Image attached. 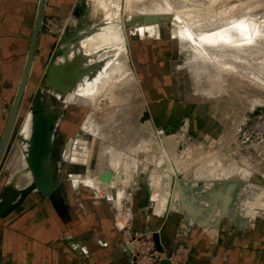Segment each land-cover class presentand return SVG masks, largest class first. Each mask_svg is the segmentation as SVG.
Instances as JSON below:
<instances>
[{"label": "rangeland", "instance_id": "obj_1", "mask_svg": "<svg viewBox=\"0 0 264 264\" xmlns=\"http://www.w3.org/2000/svg\"><path fill=\"white\" fill-rule=\"evenodd\" d=\"M162 1L164 0H158L157 2L164 5ZM168 1L171 2L168 5L169 10L174 13L179 12L182 4L196 6L201 11L200 19H197L198 22L202 21V19L203 22H207L206 20L208 19V25L210 23L209 26L212 28L220 20H230L229 18L232 17V14L233 16H238L239 19H242V17L247 19L251 18L256 24H264V0ZM233 4H236V9ZM230 6H232L233 10ZM234 9L235 11L238 10L235 12ZM230 12L233 13L231 14ZM104 17L105 13L97 1L78 0L72 12L67 17L48 16L44 19L41 32L50 38L48 42L49 52L40 75L30 85H27L13 132L5 149L6 154L4 152V158L2 157L1 159V162L3 160V164L2 170H0V197L4 195L5 200H8L12 204L15 203L12 199L13 196L11 194L5 196V192L17 175L22 177V172L20 171L22 169L24 170L23 166H26L28 163V160L26 161L24 157L26 154V143L22 140L20 133L30 116L31 108L34 106V100L39 93L38 100L43 104L51 102L52 104H58L61 108V111L57 114L59 121L57 125L54 124L52 126L55 129L53 150H56L61 143L66 146L64 150L66 154L62 157H57V165L52 174L53 180L58 181L59 184L47 199H52L54 208L63 211L67 209V206L63 203L65 200H75L76 202L74 203L81 208H85L90 203L106 206L113 215L114 226L124 240L125 251L129 256L130 264L136 263L134 258L129 254V241L132 244L133 242L136 243L137 260L139 262L149 258L155 260L166 258L163 259L161 264H173L172 261L167 259V257H171L177 264L187 263L191 247L187 242V234H184V230L187 233L189 226L201 227L210 239L215 238L223 229L230 231L261 229L264 231L263 216H259L254 222H249L247 218H238L235 216L236 213H231L232 215L224 214L219 216L218 219L210 217L209 219L207 218L208 221H206L205 225L209 224L211 227L214 226L215 232H208L205 225L199 223L195 218L189 217L188 210L183 208L178 210L169 209L165 214L158 212L154 207L152 199V190L154 187L150 184L151 177L149 176V170L145 162L139 172L136 171V174L131 177L132 179L130 178L129 183L126 184L120 181V186L118 185V187L122 189V193L118 196L102 192V190L99 192L92 184L83 181L80 177L78 178L79 175L86 174L88 171L86 164L77 162L74 158L75 153L79 152L84 144L82 136L88 141H91V139L95 140L93 166L95 165V159L99 151L107 142V139L100 133L95 136L93 132L86 133L83 131V125L90 115L93 105H86V102L66 103V94H57L55 92L56 90L46 83L47 71L52 53L59 41H61L60 45L62 41H76L81 29L93 26ZM153 18L151 19L155 23L157 19ZM146 20H144L146 24H151L152 21L150 19L146 18ZM174 21L179 22L177 19ZM175 26V24L166 22L159 28L157 33L148 31L140 32L135 28L126 30L128 56L135 76L131 78L130 74H127V76L123 74V77L117 83L119 90H116V92L113 91V93H116V97H113L114 100L112 98H106V95L100 93L101 100L98 103L99 107L95 111L96 127L101 131L104 130L106 134H109L112 133V128L116 126L115 124L129 121L135 128H140L138 133L141 132V134H145L146 136H152L157 133L162 135H179L195 146H209V141L213 139L223 148L226 154L228 153L227 158L229 156V158L239 162L242 167L248 169V173L244 179L247 181L246 183L250 184L248 190L251 188V184L257 190L264 189V37L259 38L257 42H254L248 48L242 49L241 51L243 53L240 51L236 53L237 55H234L235 53L229 50L223 51L220 47L210 43L207 46L213 49V51L210 50L211 52H209L206 45L200 47L203 45V41H201L203 40L202 35L195 36L196 42L184 40L180 36L174 35L173 30ZM201 37L202 39H200ZM141 39L168 41L173 45L174 58L176 60V64H174L179 69L182 83V100L187 102L194 101L199 105V113L207 122L202 123V126L199 127L200 130L196 129L197 126H195V123L193 126L196 131H204L207 129L205 133H193V128L189 122L172 128L165 124L157 125L153 121L131 57L132 43ZM197 43L199 44L197 45ZM218 48L220 50L219 54L222 53L225 56L223 58L224 56L222 54L219 55L221 60H225L224 67L221 60L219 62L217 61L220 59L215 54L218 53ZM200 50L202 51L200 52ZM226 52L229 53L227 54ZM232 63L235 65L233 66ZM105 64L106 60L101 62V66H105ZM227 66L229 67L226 69ZM235 66H238V69ZM135 77L137 79L136 82ZM130 80L133 81L131 82ZM145 111L149 112L150 117L142 120ZM112 125L115 126L113 127ZM206 125L208 126L206 127ZM95 129L97 130V128ZM129 133L128 138L116 142L119 150H130L135 142L138 143V139L135 140L136 137H133L132 133ZM125 141L126 144L124 145L123 143ZM120 143L124 146L122 144L119 146ZM241 156L247 160L249 159L248 161L251 163L250 167L243 164L244 162L242 163ZM26 168L24 171H27ZM29 175L31 179V172ZM113 175L114 173L112 171L103 172L102 179L108 182ZM34 189L35 191H32V193L45 197L36 190L37 187ZM152 216H159V218ZM162 220L166 223H162ZM209 220L211 223L212 221L217 222L211 225ZM166 224L172 227L174 230L173 233L166 234ZM205 227L206 229H204Z\"/></svg>", "mask_w": 264, "mask_h": 264}, {"label": "bare ground", "instance_id": "obj_2", "mask_svg": "<svg viewBox=\"0 0 264 264\" xmlns=\"http://www.w3.org/2000/svg\"><path fill=\"white\" fill-rule=\"evenodd\" d=\"M95 1L101 5L105 17L93 26L81 29L76 41H62L60 52L53 63L49 65L46 78V83L53 87L57 94H66V103L86 102V105H93L92 111L83 125V131L86 133L93 132L95 136L100 133L107 139L93 166L95 140L88 141L82 136L84 144L82 149L75 153L74 158L77 162L86 164L88 171L86 174L79 175L78 178L80 177L83 181L92 184L99 192L102 190V192L118 196L122 193V189L118 187L120 181L126 184L129 183L131 177L136 174V171L139 172L145 162L151 177L150 184L154 187L152 190L154 207L162 214H165L169 209L178 210L183 208L188 210L189 217L195 218L203 225L208 221L207 218L218 219L219 216L232 215L231 213H236L235 216L238 218H247L249 222H254L259 216L264 217V189L257 190L251 184V188L248 190L250 184L244 180L248 169L242 167L239 162L229 158V156L227 158L228 153L226 154L223 148L213 139L209 141V146H195L179 135L157 133L146 136L141 132L138 133L140 128H135L129 121H127L128 123L119 122L115 124L116 126L112 125L115 127L112 128L113 130L111 129L112 133L108 132L109 134H106L104 130H99L95 125V111L101 100L100 93L106 95V98L113 99V97H116V93H113V91L119 90L117 83L123 77V74L124 76L130 74L131 78L134 77L127 56H124L128 51L127 29L135 28L140 32L157 33L162 25L170 22V24L176 25L173 30L175 36L196 42L195 36L202 35L203 45H199L200 47L207 46L210 43L220 47L223 51L229 50L237 55L236 53L248 48L254 42H257L259 38L264 37V24H256L251 18L242 17V19H239L238 16H233V12H230L232 14L230 20H220L212 28L209 26L210 23L208 25V19L207 22H203V19L198 22L197 19H200L201 11L196 6H186V4H182L183 1L180 3L182 5L178 13L170 12L168 5L171 2L168 0L162 1L164 5L158 3V0ZM235 5L233 4L236 9ZM230 7L232 9V6ZM146 18L150 21H152L151 18L157 20L155 23L152 21L151 24H146L144 21ZM176 19L179 22H175ZM222 35H226L227 40ZM206 48L209 52L213 51L208 46ZM217 51L218 53L215 54L220 58L219 55L222 53L219 54V48ZM222 55L224 56V54ZM104 60H106V64L101 66V62ZM220 60L221 58L217 61ZM221 62L224 67L225 60L223 59ZM232 65L235 64L232 63ZM114 81L116 82L112 83ZM35 108H40L41 111L53 116L55 125L59 121L57 114L61 111L58 104H52L51 102L43 104L41 101H37V104H34L31 108L30 116L27 117L28 120L20 133L22 140L26 143V154L24 156L26 161L32 144ZM101 128L103 129V127ZM129 132L132 133L133 137H136L135 140L138 139V143H133L134 145L130 150H119L116 142L128 138ZM52 140L54 144V135ZM126 140L128 141V139ZM123 144L125 145L126 141ZM123 144L122 146H124ZM65 147L61 143L56 150L46 154L44 166L50 176L55 171L57 157L66 154ZM248 160L241 156L242 163L244 162L243 164L250 167L251 163ZM23 167L24 170L27 167L26 169L30 174L29 164L27 163ZM24 170L20 171L22 177L17 175L15 180L11 182L5 196L14 195L12 188L14 190L20 189V194L27 189V186L32 184L34 181L32 172V178L30 179V175ZM109 171H112L114 175L107 182L102 179V173ZM11 204L8 200H5V203L0 206V210H7ZM3 206L6 207L3 208ZM216 222L212 221L211 223L209 220L211 225ZM205 226L208 232H215L214 226L211 227L209 224ZM132 247V243L129 241V254L134 258Z\"/></svg>", "mask_w": 264, "mask_h": 264}, {"label": "crops", "instance_id": "obj_3", "mask_svg": "<svg viewBox=\"0 0 264 264\" xmlns=\"http://www.w3.org/2000/svg\"><path fill=\"white\" fill-rule=\"evenodd\" d=\"M39 1L0 0V143L26 64ZM77 1L46 0L43 21L48 16L67 17ZM49 40L40 33L27 85L42 71ZM124 56L135 76L128 51ZM131 57L153 121L172 128L189 122L193 133H205L207 129L199 131L207 122L199 113V105L182 100L173 45L136 40ZM2 164L3 160L0 170ZM12 191L16 202L20 189ZM51 200L32 193L20 208L0 216V264H130L124 240L106 206L90 203L81 208L75 200H65L67 209L63 211L54 208ZM165 232L174 230L166 224ZM186 236L191 251L185 264H264L261 229H223L210 239L201 227L192 226Z\"/></svg>", "mask_w": 264, "mask_h": 264}, {"label": "water", "instance_id": "obj_4", "mask_svg": "<svg viewBox=\"0 0 264 264\" xmlns=\"http://www.w3.org/2000/svg\"><path fill=\"white\" fill-rule=\"evenodd\" d=\"M45 4H46V0L39 1L36 21L30 40V46H29L26 64L15 97V101L12 107V111L10 113L9 120L0 143V162L5 152V149L8 145L10 136L13 132V128L15 126V122L18 117L21 103L26 92L30 69L32 66L34 56L36 54L40 33L43 27ZM60 43L61 41H59V43L57 44L56 48L52 53L50 64L53 63V61L56 59L57 55L60 52ZM38 94L34 100V104H37V101H39ZM149 117H150L149 112L145 111L142 120L148 119ZM54 124H55V118L53 116L46 114L44 111H41L40 108H35L34 124H33V132H32V144L29 149V156H28V164L30 167V171L32 172V175L34 177V181L27 189L22 191L20 198L15 203L11 204L7 210L4 211L0 210L1 217H5L11 212H13L15 209H17V207L25 201L27 196L30 193H32V191H35L34 189L35 187H37L36 190H38L43 196L49 197L58 186L59 184L58 181L53 180V175L50 176L44 166V159L46 154H48L50 151L53 150L52 138L55 129H53L52 126ZM4 203H5V197H3L2 195V197H0V206L3 205ZM191 227L192 226H189L188 229H191Z\"/></svg>", "mask_w": 264, "mask_h": 264}, {"label": "built area", "instance_id": "obj_5", "mask_svg": "<svg viewBox=\"0 0 264 264\" xmlns=\"http://www.w3.org/2000/svg\"><path fill=\"white\" fill-rule=\"evenodd\" d=\"M184 234L186 235L187 233L185 232V230H184ZM133 242V241H132ZM160 244V243H159ZM133 251H134V260H135V263L136 264H161V262L163 261V259H166V258H162V259H152V258H149V259H145L144 261H142V262H139L138 260H137V257H138V254H137V252H136V243L135 242H133ZM167 259H169L170 261H172L173 262V264H177V262H175L174 260H173V258H171V257H167Z\"/></svg>", "mask_w": 264, "mask_h": 264}]
</instances>
